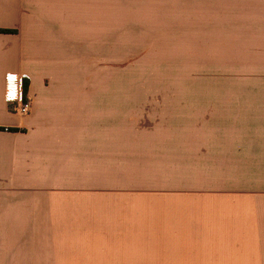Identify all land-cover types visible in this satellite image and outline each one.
<instances>
[{
  "label": "crops",
  "instance_id": "crops-1",
  "mask_svg": "<svg viewBox=\"0 0 264 264\" xmlns=\"http://www.w3.org/2000/svg\"><path fill=\"white\" fill-rule=\"evenodd\" d=\"M180 12V222L0 229V264H264V0ZM109 26L110 0H0V205L37 202L25 218H41V189L72 186L93 154ZM8 75L24 77L28 116L5 100Z\"/></svg>",
  "mask_w": 264,
  "mask_h": 264
},
{
  "label": "rangeland",
  "instance_id": "rangeland-1",
  "mask_svg": "<svg viewBox=\"0 0 264 264\" xmlns=\"http://www.w3.org/2000/svg\"><path fill=\"white\" fill-rule=\"evenodd\" d=\"M173 1L110 0L104 65L97 71L95 60L94 75L109 85L110 115L95 128L93 154L79 155L72 186L41 189V218H25L40 210L37 202L0 205V229L180 222L183 40L180 0Z\"/></svg>",
  "mask_w": 264,
  "mask_h": 264
},
{
  "label": "built area",
  "instance_id": "built-area-1",
  "mask_svg": "<svg viewBox=\"0 0 264 264\" xmlns=\"http://www.w3.org/2000/svg\"><path fill=\"white\" fill-rule=\"evenodd\" d=\"M5 100L12 105V110L21 115L28 116L32 109L24 77L21 75H8L6 77Z\"/></svg>",
  "mask_w": 264,
  "mask_h": 264
},
{
  "label": "trees",
  "instance_id": "trees-1",
  "mask_svg": "<svg viewBox=\"0 0 264 264\" xmlns=\"http://www.w3.org/2000/svg\"><path fill=\"white\" fill-rule=\"evenodd\" d=\"M0 32H11V30H1L0 29Z\"/></svg>",
  "mask_w": 264,
  "mask_h": 264
}]
</instances>
